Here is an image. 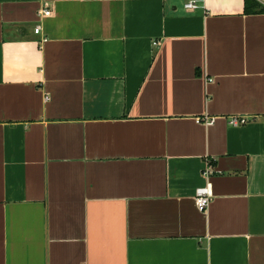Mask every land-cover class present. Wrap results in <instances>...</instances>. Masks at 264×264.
I'll use <instances>...</instances> for the list:
<instances>
[{
    "label": "crops",
    "instance_id": "0c3cea01",
    "mask_svg": "<svg viewBox=\"0 0 264 264\" xmlns=\"http://www.w3.org/2000/svg\"><path fill=\"white\" fill-rule=\"evenodd\" d=\"M186 1L0 0V264H264V0Z\"/></svg>",
    "mask_w": 264,
    "mask_h": 264
},
{
    "label": "built area",
    "instance_id": "2783aa9c",
    "mask_svg": "<svg viewBox=\"0 0 264 264\" xmlns=\"http://www.w3.org/2000/svg\"><path fill=\"white\" fill-rule=\"evenodd\" d=\"M205 2L206 0H187L186 3H184V8L186 10L189 11H195L197 9L203 8L205 9ZM52 15V9H50V7L44 6V8L39 11L38 13V17L39 18H44V17H50ZM34 33L36 35H41L42 34V29L40 26H36ZM48 41V39L46 37H42L40 44L41 46L43 44H45ZM155 46L158 45V42L154 43ZM48 100V98H46ZM199 122L210 126L215 122L214 118H202L201 120H199ZM248 123V119L247 118H242V117H233L230 119V125L232 126H241ZM214 169L212 166V163L210 161H207L206 164V168L203 171V176L206 179V185L199 188L196 192V196H195V203H196V207L199 210V212L201 213H206L211 202L213 199V193L211 190V184L209 182L210 178L213 176L214 174Z\"/></svg>",
    "mask_w": 264,
    "mask_h": 264
},
{
    "label": "trees",
    "instance_id": "16d2710c",
    "mask_svg": "<svg viewBox=\"0 0 264 264\" xmlns=\"http://www.w3.org/2000/svg\"><path fill=\"white\" fill-rule=\"evenodd\" d=\"M259 8L260 7H259V5L257 3H255V2H253L251 0H247L246 1L245 12H247V13H255L257 11H261L262 10V9L260 10Z\"/></svg>",
    "mask_w": 264,
    "mask_h": 264
}]
</instances>
